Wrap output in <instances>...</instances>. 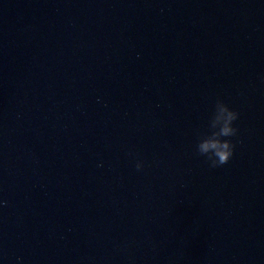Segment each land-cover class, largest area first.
<instances>
[{"label": "water", "instance_id": "1", "mask_svg": "<svg viewBox=\"0 0 264 264\" xmlns=\"http://www.w3.org/2000/svg\"><path fill=\"white\" fill-rule=\"evenodd\" d=\"M0 264H264V0H0Z\"/></svg>", "mask_w": 264, "mask_h": 264}, {"label": "clouds", "instance_id": "2", "mask_svg": "<svg viewBox=\"0 0 264 264\" xmlns=\"http://www.w3.org/2000/svg\"><path fill=\"white\" fill-rule=\"evenodd\" d=\"M240 113L223 99H217L206 131L199 133L196 152L205 157L210 168H218L227 164L233 157L236 144L231 137L238 134L236 121ZM131 155V154H130ZM145 161L137 158L135 168L142 171ZM4 205L7 201H2Z\"/></svg>", "mask_w": 264, "mask_h": 264}]
</instances>
